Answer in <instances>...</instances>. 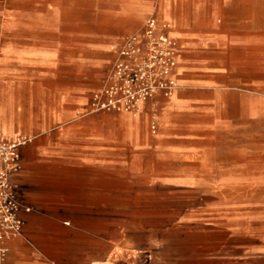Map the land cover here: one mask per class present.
<instances>
[{
    "label": "crops",
    "instance_id": "1",
    "mask_svg": "<svg viewBox=\"0 0 264 264\" xmlns=\"http://www.w3.org/2000/svg\"><path fill=\"white\" fill-rule=\"evenodd\" d=\"M214 37L245 53L252 44L247 35ZM195 46L180 52L179 89L171 98L144 103L137 116L85 111L89 95L62 99L36 127H22L1 111L0 125L14 133L9 138L0 129L5 141L33 138L20 149L22 169L13 176L19 200L31 210L21 213L23 234L6 241L7 264H250L249 255H236L233 236L249 230L229 215L248 206L234 201L230 185L237 178L264 185V167L252 172L209 159V125L201 120L214 115L217 124L225 90L245 95L252 83L226 86L192 77L196 69L214 77L228 72ZM153 185L174 188L187 202L183 221L161 226L157 240L151 235V199L165 196L151 192ZM173 230L180 240L170 238ZM220 236L228 238L233 255L220 256ZM260 256L264 260V247Z\"/></svg>",
    "mask_w": 264,
    "mask_h": 264
},
{
    "label": "rangeland",
    "instance_id": "2",
    "mask_svg": "<svg viewBox=\"0 0 264 264\" xmlns=\"http://www.w3.org/2000/svg\"><path fill=\"white\" fill-rule=\"evenodd\" d=\"M149 19L156 21V32L173 38L177 67L182 48L193 43L200 56L205 50L216 67L228 71L214 77L196 69L192 77L214 78L226 86L252 83L245 95L226 89L219 122L215 124L212 115L203 117L201 123L209 125L205 139L209 159L262 171L264 0H0V113L4 110L29 128L40 125L44 116L70 96L89 95L85 111L110 110L103 105L112 98L108 93L112 89H118L115 97L124 100L129 88L142 96L144 89L151 91L155 85L153 96L143 104L158 97L171 98L179 89L170 94L168 88L171 80L178 83L176 70L168 76L158 71V63H152ZM177 33L183 39L175 36ZM214 34L247 35L252 44L245 53L233 45L217 43ZM10 127L0 125L3 134L12 138ZM153 127L157 128L154 120ZM32 140L24 139L21 148ZM20 157L22 160L21 151ZM238 179L230 185L232 197L248 209L236 208L229 215L233 223L249 232L233 233L236 255H249L250 264H264L260 256L264 247V185ZM151 192L165 196L151 199V235L157 240L161 226L183 221L187 202L174 188L153 185ZM171 232L170 238L180 240L181 233ZM219 239L220 256L233 255L228 238Z\"/></svg>",
    "mask_w": 264,
    "mask_h": 264
},
{
    "label": "built area",
    "instance_id": "3",
    "mask_svg": "<svg viewBox=\"0 0 264 264\" xmlns=\"http://www.w3.org/2000/svg\"><path fill=\"white\" fill-rule=\"evenodd\" d=\"M148 22L152 63L154 65L158 63L159 72L162 71L171 76L177 67L174 40L163 32H156L157 23L154 19H149ZM154 87L155 85H151V91L144 89L141 93L142 96H140V93H137L138 95L134 94L132 89L129 88V95L124 100L115 97V92L118 89H112L108 92L112 98L103 105V108L114 109L118 112L122 109L133 111L139 99L142 98L141 100L145 101L147 97L153 96ZM168 88L170 94H173L179 88V85L171 80ZM138 96L140 97L137 99ZM155 128L153 127V129ZM25 142L20 140L7 142L0 133V264H7L6 259L9 249L6 246V241L23 234L25 221L21 216L22 211L30 212L31 210L19 200L18 185L13 182L14 174L22 169L20 148Z\"/></svg>",
    "mask_w": 264,
    "mask_h": 264
},
{
    "label": "bare ground",
    "instance_id": "4",
    "mask_svg": "<svg viewBox=\"0 0 264 264\" xmlns=\"http://www.w3.org/2000/svg\"><path fill=\"white\" fill-rule=\"evenodd\" d=\"M142 99V98H141ZM141 99H139L138 100V103H137V106H136V108L133 110V111H130V110H124V109H122V110H120L119 112H126V113H130V114H132V115H138V113H139V108H140V106L143 104V100H141ZM0 133H1V135H2V132H1V130H0ZM3 136V135H2ZM4 138V137H3ZM28 137H26V136H20V137H17L16 139H15V141H18V140H20V141H23L24 139H27ZM95 264H104V263H102V262H96Z\"/></svg>",
    "mask_w": 264,
    "mask_h": 264
}]
</instances>
